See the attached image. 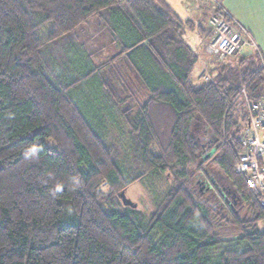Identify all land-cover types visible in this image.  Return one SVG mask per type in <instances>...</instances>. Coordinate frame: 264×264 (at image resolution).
Masks as SVG:
<instances>
[{
	"label": "trees",
	"instance_id": "1",
	"mask_svg": "<svg viewBox=\"0 0 264 264\" xmlns=\"http://www.w3.org/2000/svg\"><path fill=\"white\" fill-rule=\"evenodd\" d=\"M210 15L183 20L165 0H0V264H264V205L235 171L246 124L235 98L264 94V65L247 49L194 83L200 53L185 33L205 52ZM130 74L150 92L143 104ZM194 120L249 204L243 220L225 200L229 238L189 185V165L202 171ZM123 127L134 174L107 136ZM165 173L174 183L148 217L122 203L130 184Z\"/></svg>",
	"mask_w": 264,
	"mask_h": 264
},
{
	"label": "rangeland",
	"instance_id": "2",
	"mask_svg": "<svg viewBox=\"0 0 264 264\" xmlns=\"http://www.w3.org/2000/svg\"><path fill=\"white\" fill-rule=\"evenodd\" d=\"M213 35V32H212ZM211 35V36H212ZM207 38L204 40V50L206 55L201 50V43L200 39L196 37V35L193 37L194 40L189 42L192 47H194L202 57L205 56H212L214 59L222 60V58H225V56H222V54L215 52L214 47L210 45V39ZM70 52L66 53L69 55ZM63 55V52L61 53ZM205 55V56H204ZM227 57V56H226ZM206 58V57H205ZM209 58V57H208ZM231 57H229L230 60ZM207 63L204 64V67L200 74V79L202 78L203 72H209L211 71V66L216 62L212 61V65L209 64L210 61L205 60ZM117 64V62H116ZM121 67V64L118 63L117 67ZM123 67V68H122ZM122 67L120 68L123 70L126 68L124 64L122 63ZM124 73L126 72L123 70ZM195 73H199V66L197 65ZM130 85L132 86L130 89L133 94H136V100L139 101V103L143 104L146 102L149 93L146 91L141 90V82L137 80L133 74H130ZM211 79V78H210ZM198 82V80L196 81ZM195 83V82H194ZM137 85V90L135 89ZM100 95L98 90L96 89L91 93V95ZM102 111H104V108H102ZM102 113L101 111H99ZM105 119H109L110 124L114 127L116 124L114 123V120H111V118L108 115H104ZM113 132L110 130L108 131L107 136L109 137V141L111 143H115L117 145V158L119 160H124L126 163V166H130V171L132 174L136 173L135 170L136 167L134 166V163H131V158L126 156V153L123 151V147L119 144L121 142H128L129 143V131L126 130V127H123V136H121L120 132L113 128ZM128 129V128H127ZM192 134L195 136L199 143V156L197 159V164L202 166V171H199L197 166L195 165H189L188 167V180L189 185L194 188V190L197 193V196L206 203L212 210V219L213 224L215 227L216 232L224 236L225 238H229L232 236H235L238 233V230L233 226L231 223V220L229 218V215L225 209L226 201H230L233 205V210L238 214V216L243 219L247 220L251 218L250 215V209L249 204L241 197V194L238 192L236 186L233 184L232 180L224 173V171L219 167V165L215 162L214 154L210 153L212 150V145L208 146V138L212 137L210 131L205 130V124L202 120H194L191 125ZM118 131V134L116 136V133ZM127 133L125 134V132ZM116 138V139H115ZM121 141V142H120ZM206 156V157H202ZM212 180V185H216L217 189L215 187H208L207 188V182ZM174 183L172 176L170 173H165L163 175H152L147 176L142 179H139L132 184H130L125 190V195L131 199L133 202L137 204L138 209H140L145 216L148 217V215L157 208V206L161 203L165 192L167 189L172 186ZM222 197H225L226 199L223 200ZM226 200V201H225ZM260 222V220H259Z\"/></svg>",
	"mask_w": 264,
	"mask_h": 264
},
{
	"label": "built area",
	"instance_id": "3",
	"mask_svg": "<svg viewBox=\"0 0 264 264\" xmlns=\"http://www.w3.org/2000/svg\"><path fill=\"white\" fill-rule=\"evenodd\" d=\"M226 14L231 17V22L225 17ZM209 22L213 26L209 43L222 56L232 57L247 49H258L252 35L228 10L213 11ZM202 78L209 80L211 74L203 72ZM235 100L246 113V124L239 134L241 153L235 171L243 175L247 189L259 196L260 204L264 205V94L257 100L250 99L243 86Z\"/></svg>",
	"mask_w": 264,
	"mask_h": 264
},
{
	"label": "crops",
	"instance_id": "4",
	"mask_svg": "<svg viewBox=\"0 0 264 264\" xmlns=\"http://www.w3.org/2000/svg\"><path fill=\"white\" fill-rule=\"evenodd\" d=\"M165 2L169 4L181 19L185 20L187 18H192L195 22H199L204 16L211 14L218 3L224 6L233 18H235L252 35L258 48L255 51L257 53L259 52L260 62L264 65V0H165ZM185 34L188 43L194 40L195 37H193V35L195 36V34L193 32L186 31ZM197 38L199 39V37ZM200 43L202 47L201 39ZM204 54L206 55V53ZM205 57L203 58L202 55L199 54V61L197 63L199 66V73H195L196 65L191 76L193 82L200 79L204 64L207 63L205 60L208 59V61H210L209 64L212 65L211 63L214 57ZM128 81H130V79H128ZM129 87H132L130 82ZM140 87L142 91H146L150 95L149 90L143 86L142 83Z\"/></svg>",
	"mask_w": 264,
	"mask_h": 264
},
{
	"label": "water",
	"instance_id": "5",
	"mask_svg": "<svg viewBox=\"0 0 264 264\" xmlns=\"http://www.w3.org/2000/svg\"><path fill=\"white\" fill-rule=\"evenodd\" d=\"M119 196H120V199L122 201V203L124 205H129L131 207H136L137 204L135 202H133L131 199H129L125 193H124V190H122L120 193H119Z\"/></svg>",
	"mask_w": 264,
	"mask_h": 264
}]
</instances>
